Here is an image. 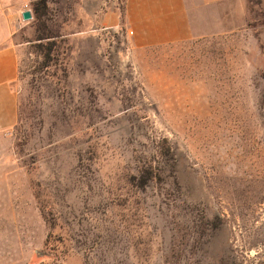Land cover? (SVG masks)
I'll list each match as a JSON object with an SVG mask.
<instances>
[{"label":"rangeland","instance_id":"1","mask_svg":"<svg viewBox=\"0 0 264 264\" xmlns=\"http://www.w3.org/2000/svg\"><path fill=\"white\" fill-rule=\"evenodd\" d=\"M183 1L189 37L140 45L126 0H50L39 70L12 0L28 184L0 193V264H264V0Z\"/></svg>","mask_w":264,"mask_h":264},{"label":"crops","instance_id":"2","mask_svg":"<svg viewBox=\"0 0 264 264\" xmlns=\"http://www.w3.org/2000/svg\"><path fill=\"white\" fill-rule=\"evenodd\" d=\"M13 10L12 0H0V193L12 191L22 182L25 187L28 184V173L19 162L13 135L18 122L20 77L19 56L13 42ZM123 15L128 31L140 45L184 40L191 33L183 0H126Z\"/></svg>","mask_w":264,"mask_h":264},{"label":"trees","instance_id":"3","mask_svg":"<svg viewBox=\"0 0 264 264\" xmlns=\"http://www.w3.org/2000/svg\"><path fill=\"white\" fill-rule=\"evenodd\" d=\"M49 1L50 0H32L31 9L33 12L34 20V30L36 32L35 39L39 40L35 43L36 49L42 55V60L38 66L39 70L44 68H49L55 64L58 56L57 40L61 39V34L53 32L47 25L48 22V12H49ZM17 125V124H16ZM16 127V126H15ZM149 179H153L157 174L149 171L146 173ZM134 184V179H133Z\"/></svg>","mask_w":264,"mask_h":264},{"label":"water","instance_id":"4","mask_svg":"<svg viewBox=\"0 0 264 264\" xmlns=\"http://www.w3.org/2000/svg\"><path fill=\"white\" fill-rule=\"evenodd\" d=\"M21 16H22V19H24V20H28V19H31L32 14H31V11L27 9V10H24V11L21 13Z\"/></svg>","mask_w":264,"mask_h":264}]
</instances>
